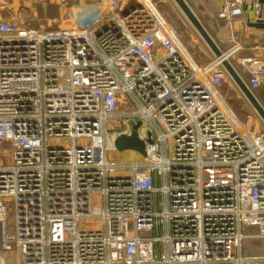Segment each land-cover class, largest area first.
<instances>
[{
	"label": "built area",
	"instance_id": "1",
	"mask_svg": "<svg viewBox=\"0 0 264 264\" xmlns=\"http://www.w3.org/2000/svg\"><path fill=\"white\" fill-rule=\"evenodd\" d=\"M221 1L247 32L246 0ZM159 7L95 0L65 27L0 19V264H264L244 247L264 240V121L222 91L224 59L264 90V40L240 57L234 31L199 64ZM139 119L146 156L124 160L109 134Z\"/></svg>",
	"mask_w": 264,
	"mask_h": 264
},
{
	"label": "rangeland",
	"instance_id": "2",
	"mask_svg": "<svg viewBox=\"0 0 264 264\" xmlns=\"http://www.w3.org/2000/svg\"><path fill=\"white\" fill-rule=\"evenodd\" d=\"M95 3V0H0V19L7 20H22L30 27H57V26H71L73 24L80 25L84 22L85 18L82 13L90 9ZM159 8L164 16L177 28L180 32L182 40L187 45L196 57L199 64L205 63L213 56L212 50L207 46L201 35L192 26L186 15L182 13L174 0H158ZM219 47L226 51L229 47L217 43ZM232 64L236 67L238 72L247 81V74L243 71L242 65L235 61ZM222 87V91L230 100L232 108L244 120L249 110L254 108L249 105L246 99L242 98L240 93L235 88L238 86L235 81L229 76ZM235 88L236 90H233ZM260 90L255 91L256 96L264 107V93H259ZM140 130L141 134L147 135L148 125L143 120H138L134 124V129ZM108 139V146L113 147L114 132H110ZM8 148V147H7ZM2 147L0 150V158L8 160L9 156L5 149ZM124 160L143 159L137 151H127L120 155ZM8 205L7 222L10 228L11 215L13 214L14 205ZM95 224L100 225L99 221ZM247 254L254 256L257 254H264V240H246L244 244Z\"/></svg>",
	"mask_w": 264,
	"mask_h": 264
},
{
	"label": "crops",
	"instance_id": "3",
	"mask_svg": "<svg viewBox=\"0 0 264 264\" xmlns=\"http://www.w3.org/2000/svg\"><path fill=\"white\" fill-rule=\"evenodd\" d=\"M194 13L199 17L207 31L211 34L216 44L226 45L232 32L238 36L239 40L244 42L246 50L239 52L240 57H250L254 51L249 47L255 41L264 40V0H246L244 6V18L247 20V32L241 27V18L236 19L231 26L219 18V10L222 4L221 0H186ZM258 3L261 10V16H256L250 8V4ZM213 56L214 53H213ZM213 56L211 58H213ZM259 93H264L260 90Z\"/></svg>",
	"mask_w": 264,
	"mask_h": 264
},
{
	"label": "water",
	"instance_id": "4",
	"mask_svg": "<svg viewBox=\"0 0 264 264\" xmlns=\"http://www.w3.org/2000/svg\"><path fill=\"white\" fill-rule=\"evenodd\" d=\"M174 1L178 5L182 13L186 15V17L188 18L192 26L195 28V30L204 39L207 46L214 53L215 57L221 56L222 49L219 47L218 44H216L211 34L209 33V31H207V29L205 28L199 17L194 13L188 2L186 0H174ZM222 64H224L229 76L232 78L233 81L236 82V84L238 85L244 96L248 99L249 103L254 108L256 113L259 114L264 121V107L262 106L258 97H256L253 94V92L250 91L246 82L242 80L236 67H234V65L231 64L230 61L227 59H224L222 61ZM147 142L150 143L151 140H148ZM114 145L117 151L120 152H124L126 150L138 151L143 156H146V151H145L146 142L140 138L137 128H135L132 131L131 135L125 133L119 134V136L114 141Z\"/></svg>",
	"mask_w": 264,
	"mask_h": 264
}]
</instances>
